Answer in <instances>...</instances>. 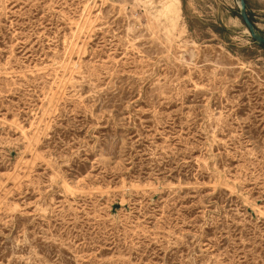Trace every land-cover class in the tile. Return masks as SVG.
<instances>
[{
	"label": "rangeland",
	"instance_id": "rangeland-1",
	"mask_svg": "<svg viewBox=\"0 0 264 264\" xmlns=\"http://www.w3.org/2000/svg\"><path fill=\"white\" fill-rule=\"evenodd\" d=\"M252 40L239 0H0V264H264Z\"/></svg>",
	"mask_w": 264,
	"mask_h": 264
},
{
	"label": "water",
	"instance_id": "water-1",
	"mask_svg": "<svg viewBox=\"0 0 264 264\" xmlns=\"http://www.w3.org/2000/svg\"><path fill=\"white\" fill-rule=\"evenodd\" d=\"M240 5V18L243 22V24L246 26L247 31L250 34V37L258 44V45H264V36L259 34V32L256 31L254 24L251 22L249 16L246 13V3L245 0H239Z\"/></svg>",
	"mask_w": 264,
	"mask_h": 264
},
{
	"label": "trees",
	"instance_id": "trees-1",
	"mask_svg": "<svg viewBox=\"0 0 264 264\" xmlns=\"http://www.w3.org/2000/svg\"><path fill=\"white\" fill-rule=\"evenodd\" d=\"M260 49L264 50V45H258L254 40H252Z\"/></svg>",
	"mask_w": 264,
	"mask_h": 264
},
{
	"label": "bare ground",
	"instance_id": "bare-ground-1",
	"mask_svg": "<svg viewBox=\"0 0 264 264\" xmlns=\"http://www.w3.org/2000/svg\"><path fill=\"white\" fill-rule=\"evenodd\" d=\"M68 64V63H67ZM60 66V65H59Z\"/></svg>",
	"mask_w": 264,
	"mask_h": 264
}]
</instances>
